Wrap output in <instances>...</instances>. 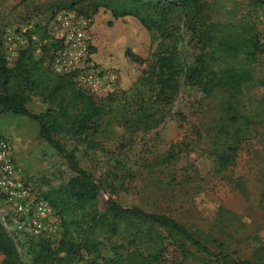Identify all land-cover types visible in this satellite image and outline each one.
<instances>
[{
    "label": "trees",
    "instance_id": "obj_1",
    "mask_svg": "<svg viewBox=\"0 0 264 264\" xmlns=\"http://www.w3.org/2000/svg\"><path fill=\"white\" fill-rule=\"evenodd\" d=\"M77 4L79 7L73 8L89 18L101 8L115 20L134 17L148 30L161 34L162 39L154 62L133 86L111 93L103 102L105 98L98 100L78 87L72 75L52 70L51 51L60 44L47 27L36 25L28 33L29 44L19 51L14 65L3 53L0 37V113L38 121L42 137L68 159L74 172L67 184L43 192L61 218L64 235L58 245L45 238L28 239L31 264H264V246L254 245L248 256L236 255L238 251L231 252L230 244L221 239L219 249H213L202 233L166 213L124 206L112 198L101 210L98 201L102 184L57 138L66 133L87 134L102 118L118 115L124 127L133 131L157 129L170 117L179 116L181 123L185 117L173 109L184 86L189 85L200 94L196 99L199 106L216 92L225 95L221 115L205 128L212 140L207 149L217 171L233 167L242 137L252 126L264 123V113L248 111L243 102L247 90L259 84L256 61L264 52L255 15L235 22L210 21L205 18L207 0H82ZM255 4L262 11L260 22L264 24V0H255ZM184 30L197 39L198 52L191 68L179 47L185 40ZM95 52L91 44V63ZM127 54L134 61L140 60L131 51ZM33 95L47 105L44 112L37 114L28 108ZM197 133L200 137L201 132ZM176 159L173 146L157 157V166L171 165ZM116 236L125 243L113 248V258L103 256V240ZM170 245L181 251V259L174 257L171 261L166 257ZM0 253L2 264H26L1 219Z\"/></svg>",
    "mask_w": 264,
    "mask_h": 264
},
{
    "label": "rangeland",
    "instance_id": "obj_2",
    "mask_svg": "<svg viewBox=\"0 0 264 264\" xmlns=\"http://www.w3.org/2000/svg\"><path fill=\"white\" fill-rule=\"evenodd\" d=\"M81 1L0 0L2 51L10 64L16 63L21 46L9 41L8 36L19 34L28 25L49 29L52 15L60 10L80 14L73 7H79L77 3ZM207 1L209 10L205 18L210 21L235 22L253 13L264 43L262 11L255 0ZM87 18L91 21V44L96 49L94 63L116 75V82L109 88L111 91H106L108 93L102 97L106 102L111 93L133 86L143 70L150 67L162 38L136 18L115 20L104 8ZM184 33L185 40L179 47L191 68L198 52L197 39L186 30ZM128 51L140 60L134 61ZM256 72L259 84L247 90L243 102L248 111L264 113V52L257 58ZM199 98L195 89L184 86L173 109L186 118L181 123L176 116L149 132L133 131L124 127L118 115L102 118L99 126L87 134L66 133L57 138L67 150L75 152L79 165L102 184L98 201L101 210L112 198L124 206L166 213L202 233L213 249H219L223 240L230 244L231 252L248 256L254 245L264 246V123L252 126L242 137L236 164L217 171L207 149L212 140L205 128L221 115L225 95L216 92L202 106L196 102ZM28 108L39 114L47 105L33 95ZM40 128L39 122L28 116L0 113V136L11 143L21 175L35 188L46 192L67 184L74 172L68 159L42 137ZM197 131L201 132L200 137ZM173 146L177 159L171 165L157 166V157ZM55 218L60 228L58 245L64 228L59 215L55 214ZM215 239L218 242H213ZM26 241L17 247L21 259L31 264ZM122 243L125 241L121 236L103 240L102 255L113 258V248ZM180 252L175 245H170L166 257L171 261L174 257L181 259ZM262 253L264 255V250ZM2 261L0 253V264Z\"/></svg>",
    "mask_w": 264,
    "mask_h": 264
},
{
    "label": "built area",
    "instance_id": "obj_3",
    "mask_svg": "<svg viewBox=\"0 0 264 264\" xmlns=\"http://www.w3.org/2000/svg\"><path fill=\"white\" fill-rule=\"evenodd\" d=\"M33 28L24 26L19 34L7 39L17 42L21 49L27 47L28 33ZM90 29V19L76 12L60 10L52 15L48 31L59 41L60 47L51 51L50 64L55 73L72 75L78 87L100 99L108 93L106 91H111L109 88L116 82V75L88 61ZM55 214L43 197V190L35 188L21 175L9 140L0 138V219L9 236L17 245L41 238L57 244L60 228Z\"/></svg>",
    "mask_w": 264,
    "mask_h": 264
}]
</instances>
